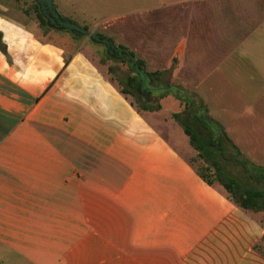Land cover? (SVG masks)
Here are the masks:
<instances>
[{
	"label": "crops",
	"instance_id": "obj_1",
	"mask_svg": "<svg viewBox=\"0 0 264 264\" xmlns=\"http://www.w3.org/2000/svg\"><path fill=\"white\" fill-rule=\"evenodd\" d=\"M52 1L198 94L264 167V0ZM26 2L0 3V264H264V211L206 183L182 129L138 111L84 42L39 34Z\"/></svg>",
	"mask_w": 264,
	"mask_h": 264
},
{
	"label": "trees",
	"instance_id": "obj_2",
	"mask_svg": "<svg viewBox=\"0 0 264 264\" xmlns=\"http://www.w3.org/2000/svg\"><path fill=\"white\" fill-rule=\"evenodd\" d=\"M31 7L44 32L50 29L64 30L73 39L80 38L69 30L49 26L45 18L41 16L38 4L34 0ZM82 27L88 30L86 25ZM94 34L105 37L100 33ZM108 40L115 45L116 52L127 53L134 61L132 64L123 58L114 57L106 51L103 44L90 39L91 42L102 45L108 58L124 62L131 68L132 73L125 78L126 86L119 85L120 92L129 96L134 95L137 99L143 97L139 104L133 102L137 110L141 112L157 111L160 108L159 104L151 106V101L146 100L143 92L157 99L172 95L184 103V111L181 114L173 113L172 118L180 124L182 131L188 137L189 145L195 151L196 158L204 166V172L195 168L200 177L208 184L217 181L227 192L228 198L238 207L251 212L264 211V167L254 164L241 152L222 125L207 114L206 107L198 96L182 93L179 87L162 82L159 71H146L142 59L135 57L125 46L115 44L109 38ZM107 69L108 72L112 70L110 66ZM155 90H158L157 95L153 93Z\"/></svg>",
	"mask_w": 264,
	"mask_h": 264
},
{
	"label": "rangeland",
	"instance_id": "obj_3",
	"mask_svg": "<svg viewBox=\"0 0 264 264\" xmlns=\"http://www.w3.org/2000/svg\"><path fill=\"white\" fill-rule=\"evenodd\" d=\"M1 1L2 0H0V3L3 5V4H6L5 2L14 1V0H5V2H1ZM22 1H24V0H22ZM27 1L28 2L23 3V5H26L27 9L31 13L32 17L34 18L35 14H34V12L32 10V7H31L32 0H27ZM0 11H4L1 6H0ZM139 22L141 24V19L139 20ZM41 29H42V27L40 26V29H38V33L39 34L41 33ZM118 30H121V29H118ZM89 31H90V29H89ZM61 32L69 35V33L64 31V30H61ZM129 36H130V40L131 41H133L135 39V37H136L135 35H131V34ZM73 40L75 42H79V43L84 42L88 47H91L92 50H93V53L95 54V56L98 59V62H100L104 67L110 66L112 68V70L109 71L108 74L113 78V80L118 82L120 87H125L126 86L125 85V78H126L127 75H130L132 73L131 68L126 63L108 58L106 56V54L104 53L102 45H100V44L97 45V44L91 42L88 37L80 36V38L73 39ZM130 51L134 54L135 57H137L136 56L137 52L132 51V50H130ZM181 92L182 93H186V94H191L188 91L185 92L183 89L181 90ZM153 93L155 95H157L158 94V90L153 91ZM192 94H194L195 96L198 95L196 93H192ZM143 96H145L147 101H149V102L151 101V103H150L151 106H154V105H157V104H159V106H160V108L157 110V111H159L160 115H158V114L152 115V120L154 121L155 125L158 126V128H160L163 132L168 133L165 130L164 126L162 125V123H164V122H167L169 124V126L171 127V129L174 130V131L176 129H178V128H181L180 124L175 119L172 118V114L173 113H180L181 114L184 111V109H185L184 103H181L175 97H173L171 95H168V96L162 98V101H163L162 105L163 106L161 108V100L160 99H157L153 95H149V94H146V93ZM130 97H131V100L133 102H135L136 104H139L142 101V99H143V97H140V98L137 99L136 96H134V95H131ZM144 112H146V111H144ZM148 112H152V111H148ZM168 112H169V115H166ZM169 117H170V120L168 119ZM178 137H180L179 139H181V141H183L186 138L183 135V133L181 135L179 134ZM190 161H191L192 165L197 170H200L201 172H204V166L200 162V160L198 158H196L195 154H192L190 156ZM215 183L219 184L217 181H215ZM256 217H258V218H260L261 220L264 221V214H258V215H256Z\"/></svg>",
	"mask_w": 264,
	"mask_h": 264
},
{
	"label": "water",
	"instance_id": "obj_4",
	"mask_svg": "<svg viewBox=\"0 0 264 264\" xmlns=\"http://www.w3.org/2000/svg\"><path fill=\"white\" fill-rule=\"evenodd\" d=\"M34 1L38 4L39 12L41 16L45 18L49 26L55 29H66L77 36H85L89 39H93L94 41L103 44L109 54L113 55L114 57L123 58L124 60L130 61L132 64H134V61L131 60L130 56L127 53L120 54L116 52L115 45L110 40H108V38L98 37L89 30L84 29L82 26L76 24L74 21L59 16V14L55 10V6L52 0ZM143 95H145V92H143Z\"/></svg>",
	"mask_w": 264,
	"mask_h": 264
}]
</instances>
